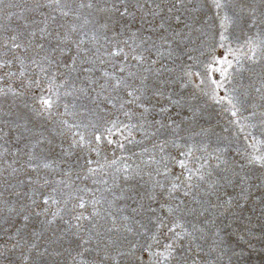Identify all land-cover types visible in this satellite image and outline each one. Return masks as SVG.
Instances as JSON below:
<instances>
[{
    "label": "rangeland",
    "instance_id": "rangeland-1",
    "mask_svg": "<svg viewBox=\"0 0 264 264\" xmlns=\"http://www.w3.org/2000/svg\"><path fill=\"white\" fill-rule=\"evenodd\" d=\"M68 2L78 4L88 0ZM92 2L110 4L115 0ZM127 2L135 16H113L105 32L112 37V29L118 32L124 25V36L115 39H127L133 32L137 34L133 46L143 52L148 62L136 66L137 62L129 57V64L133 65L130 70L148 76V89L144 94L146 106L150 107L147 120H160L163 128L146 123L134 106L131 107L137 114L130 121L119 110V102L116 109L104 114V120L98 121L87 114L83 106H92L81 96L79 89L85 86L86 75L96 79L100 73H84L82 69L89 65L80 59L72 65L74 46H71V52L65 50L63 54L59 49L52 51L59 43L56 34L62 35L65 31L60 25H83V31L90 35L97 27L95 21L107 14L98 16L94 10L85 8L78 11L77 20L74 15L62 17L53 9L34 7L36 3H47V0H2L0 3V61L14 56L31 58L37 52L38 60L47 55L55 63L43 61V64L49 75L55 73L53 93L59 92L58 99L49 93L45 74L29 59L25 60L24 77L19 76L20 65L15 61L10 68L0 67V77H3L0 79V89L3 90L0 92V253H3L0 264H22V254H29L32 244L37 247L31 250L29 264L33 261L36 264H81L82 261L84 264H99L101 260L104 264H111L110 259H104L105 251L109 256L115 254L113 247H104L109 236L120 241L124 250L129 247L128 242H150L148 237L155 231L150 221L156 216L168 217L166 209L160 208L165 201L161 193H166L169 181L182 171L169 156H177L179 150L189 145L194 146L192 156L178 157L185 159L188 168L195 171L204 164L205 169L212 172L209 182L224 175L233 181L227 184L221 180L214 189L201 184L199 190H192V195L184 197L180 191L175 193L177 200L169 202L175 206L178 200H183L182 207L196 210L182 221L189 231L193 224L205 230L204 238L197 241L204 252L196 259L200 264H203L201 257L210 264H264V167L248 163L250 155L264 157V0H224L227 7L220 10L219 15L211 6V0H180L178 9L173 8L171 12L169 7L177 4V0ZM154 11H159L160 15L154 17L151 14ZM225 13L230 21H225L222 28ZM53 15L55 21L50 18ZM177 15L181 24L172 19ZM161 18L166 21L163 29L159 27ZM26 20L27 28L24 27ZM45 20L51 35L41 41L39 29L45 26ZM33 30L36 36L30 38L29 33ZM221 32L226 37L223 41L220 40ZM14 34L18 35V43L29 47L27 53L22 49L9 50L11 42L7 38ZM141 39L147 40V44H141ZM41 42L44 49H37L36 45ZM85 47L92 45L86 43ZM145 47L149 51H144ZM253 52L254 59H249ZM153 59L156 64L150 63ZM100 67L113 70L108 64ZM145 68L151 71L145 72ZM8 71L17 75L9 77L6 75ZM188 72L191 76L185 74ZM36 79L40 80L39 87L29 84V80ZM62 82L64 86L59 87ZM156 89L163 95H154ZM41 96L45 99L51 96L54 101L50 113L37 114L41 111ZM161 107L167 111L161 112ZM232 111H236L235 117ZM111 120L117 122L115 127L107 122ZM129 124L135 127L125 128ZM72 125L76 127L69 129ZM97 129L102 133L99 156L90 151L87 143L92 141L91 146L96 147L93 133ZM153 132L156 135H152ZM74 133L84 136L83 145L70 147L73 140L80 138ZM108 139L113 141L111 145L107 143ZM172 140L182 148L178 150L169 143L161 152L159 147H154L161 141ZM120 144L124 145L122 149ZM30 154L35 157L31 160L36 166L35 171L27 167ZM88 159L93 161L91 165L87 164ZM44 164L50 167L45 168ZM70 164L73 168L70 180L80 187L92 189L98 198L103 197L104 202L99 206L104 217L99 221L103 225L100 229L103 240L99 247L95 230L88 244L77 247L80 237L87 239L88 235L85 232L74 234L75 227L71 232L66 231L69 225L64 223L65 220L73 226L77 223L73 219L74 213L50 202L48 212L36 216L34 213L41 211L43 205L37 207L40 200L35 196L33 199H37V204L28 198L32 189L43 193H49L53 188L62 189L63 186L57 185L56 181L66 179L64 173ZM165 165L170 172H166ZM240 165L244 167L241 169ZM89 167L96 171L87 173ZM125 168L131 177L127 181L123 179ZM224 169L228 170L227 173ZM77 172L81 176L87 174L88 179H76ZM234 172L245 176V182L241 183ZM29 177L36 183L30 185ZM45 180L49 181L47 185ZM157 182L163 184L164 189L157 186ZM108 188L111 191H106ZM205 191H210L211 195L204 196ZM122 193L123 199L115 198ZM150 195H155L156 199L150 200ZM194 196L196 199L203 197L210 203L198 204ZM57 199L61 197L57 196ZM72 203L74 201L67 208H71ZM149 208L156 209V212H150ZM58 209L53 220L52 213ZM108 212L115 216V227L120 229L119 232L106 231L113 227L106 215ZM24 215H29V219L24 220ZM124 216L129 219L123 220ZM50 220L53 222L48 223ZM81 223L90 227L87 221ZM125 225L132 228L131 233L124 230ZM141 225L149 231L145 233ZM161 231L166 232V229ZM159 239L162 245L164 235ZM161 250L162 247L153 244V251ZM78 252L83 254L77 255ZM136 255H142L147 264V253L137 249ZM118 259L120 264H129L134 257Z\"/></svg>",
    "mask_w": 264,
    "mask_h": 264
},
{
    "label": "snow or ice",
    "instance_id": "snow-or-ice-1",
    "mask_svg": "<svg viewBox=\"0 0 264 264\" xmlns=\"http://www.w3.org/2000/svg\"><path fill=\"white\" fill-rule=\"evenodd\" d=\"M0 3H2V0H0ZM180 3V0H177V4L172 5L169 7V12L173 10V8L178 9V5ZM211 6L216 9V14H220V10L227 7V4L224 2V0H211ZM36 9L39 8H50L54 11H58L62 17H68L70 15L76 16V19H79L78 11L80 9H89L94 10L95 13L100 16V14H107L105 16H100V19L96 20L95 23L97 25L96 29L92 31V33L89 35L88 33L83 31V25H77L75 23L65 27V25H60L61 28H65L64 33L61 35L60 33H57V39L59 43L52 49V51H56L57 49L60 50V52L63 54L65 50L71 52L72 47H75V54L71 57L72 65L76 64L77 59H80L83 64L89 65L88 67H84L82 70L84 73H95L99 72L100 75L98 78L93 79L91 76H85V86L79 89V92L81 93V96L87 100L88 104H90L92 107H88L87 105H84V111L99 120H104L105 116L104 114L109 112L111 109L117 108V102H119V110L123 112V115L126 116L130 121L133 119V117L137 114L136 111L133 110L131 106H134L135 109L139 110V117L143 119L146 123H155L159 125L161 128L164 127L163 123L160 120H155L152 122H149L147 120V115L150 112V107L146 106V102L144 99V94L148 89V76L143 74H138L137 72L131 71L130 69L133 67V65L129 64V57H131V60H134L137 62L136 66H140L144 64L145 62H148V58L144 56L143 52H138L137 47H134L135 41L137 39V34L135 32L131 33V35L127 39L118 40L115 39L116 36H124V25H121L120 31H115L113 28V36L109 37L105 30L109 29V20L112 19L113 16H118L120 18L124 17H134L135 13L130 11L131 5L127 2V0H115L113 3H93L92 0H88L87 3H78L73 4L68 2V0H47V3L41 4L36 3L34 5ZM138 7H143V5H138ZM157 8H159V5H157ZM154 17L159 16V11H154L151 13ZM52 21L56 20V16L50 17ZM175 20L177 24H181L182 21L180 19V16H175L172 18ZM225 21H230V17L225 13L221 20V27H224ZM264 22V20H262ZM166 21L161 18V22L159 24V27L163 29L165 27ZM45 26L43 28H40L39 31L41 33L40 40L44 41L47 39L48 36L51 35L50 32L47 31V20L44 22ZM24 27H28L27 20L25 21ZM166 30V29H165ZM36 31L33 30L29 33L30 38H35ZM75 37V38H74ZM150 40L151 37H148ZM161 39H165V37H161ZM226 39V37L223 35V32L220 34V40L223 41ZM8 41L11 42L10 49H22L23 52L27 53L29 50V47L27 45H23L21 43H18V35L14 34L7 38ZM129 40L132 41V43H129ZM89 43L92 45V47H85V44ZM141 44H147V40L141 39ZM63 45V47L61 46ZM223 46V45H221ZM5 47L8 48V43L6 42ZM45 45L43 42L38 43L36 45L37 49H44ZM144 51H149L147 47H145ZM157 55L159 53L157 52ZM39 56V53L37 52L33 57H25V56H14L13 59L3 60L0 61V67H11L13 64V61L17 62L20 65L19 69V76L24 77L25 76V60L29 59V62L36 65L42 73L45 74L46 79L48 80V91L49 93H52L53 95H56L57 99L59 98V92L58 90L53 93V87H55V73L49 75L48 74V68L44 66L43 61H48L49 64L55 63V61H52L49 59L47 55L42 57L41 59H37L36 57ZM255 52H253V56L249 57V59H254ZM151 64H156V60H151ZM111 65L112 71L107 70L106 68H102L100 66L102 65ZM65 67H68L67 64H65ZM145 72L151 71L148 68L144 69ZM188 76H191V73H185ZM7 76L12 77L16 76L17 73L13 71H8L6 73ZM0 79H3V77H0ZM102 81V82H101ZM29 84H35L37 87L40 86V80H29ZM64 83L62 82L59 87H63ZM3 90L0 89V92ZM259 92L260 89H257ZM94 93V95H93ZM154 95H163V93L156 89L154 92ZM262 99H264V96H262ZM54 101L51 99V96L47 99H45L43 96L40 97V105H41V111L37 114H43V112H49L51 111L53 107ZM231 100H229V104H231ZM127 106V107H126ZM234 107V106H233ZM161 112L167 111L166 108L161 107ZM232 116H236V111L231 112ZM108 123H111L113 127L116 126V121L111 120L107 121ZM72 127H76L75 125L69 126V129ZM135 127V125H125V128H132ZM107 131L110 133L111 129H107ZM159 131V129H157ZM74 135H79V140H73L70 147H74L77 145H83L84 144V136L79 133H74ZM152 135H156V132H153ZM253 139H255L253 137ZM93 140L95 141L96 147H92V141H88V146L90 147V151L95 152L97 156L100 155L99 152V145L102 141V133L99 132L97 129L93 133ZM107 143L111 145L113 143L112 140L108 139ZM171 144L172 147L176 149H181L182 146L178 144L175 140L172 141H161L159 145H154V147H159V150L161 152L165 151V147L168 144ZM119 147L122 149L124 147L123 144H120ZM194 150V146H184V150H179L177 152V156L172 157L169 156L170 159H173L176 161V163L179 165L180 169L182 171L178 175H174L172 179L169 181V187L167 188L166 193H161L165 196V201L160 204V208L166 209L168 213V217H161L156 216L154 220L150 221L154 224L155 231L148 237V240L150 242L146 243H140L139 240L136 243L128 242L129 247L124 250L122 247V244L120 241L113 239L111 236L108 237L107 243L104 245L105 248L111 246L115 249V254L109 256L108 252L105 251V257L104 259H110L111 264H120L119 257H129L134 259L129 260V264H145V261L143 260L142 255H136L137 249L140 250L141 253H147L149 260L147 264H200V261L196 259L197 256L201 252H204V248L200 243H197L198 240H201L204 238V228L198 227L196 224L192 225L191 231L188 230V228L185 227V224L182 222L183 218L188 215H192L196 210L195 209H186L185 207H182L184 205L183 200H178V202L173 206L170 201H176L177 197L175 193L182 191L184 197H188L192 195L193 189H200L201 184H207L208 189H214L217 184L222 180L227 184H232L233 181L229 179L227 175L220 176L217 180L209 182V178L212 176L211 171H207L205 169V165L202 164L199 168L193 169L188 168L185 159H179L178 157H190L192 156ZM35 159L34 156L30 154V160L27 164V167L31 169L32 171L36 170V166L31 163V160ZM217 159H220L217 157ZM87 164L91 165L93 161L91 159H88ZM223 163H227V161H221ZM112 163H115L113 161ZM249 164H259L261 167H264V157L261 156H255L250 155L248 158ZM45 168L50 167L49 164L43 165ZM219 166V165H218ZM244 166L240 165V168L242 169ZM166 172H170V169H167V165H165ZM16 169H13V172H15ZM96 170L89 167L87 169V173H94ZM125 175L123 179L125 181L129 180L131 177L128 173V169L125 168ZM225 173H227V169H224ZM73 168L70 164L68 166V170L64 173V176L66 179H61L56 181L57 185H62L63 188H53L51 192L49 193H43L39 192L37 189H32L30 194L28 195L29 200L33 204H37V199H33V197H37L40 200V204H37V207H40L42 204L43 207L41 208V211H36L34 214L36 216H40L42 214H46L48 212L49 204L51 202L52 205H62V208H66L68 212L74 213L73 219L77 221V223L73 226L69 224L67 220L64 221L65 224H68V228L66 231L71 232L72 228L75 227L76 233L78 234L80 232H85L88 235L87 239H84L83 237H80V244L77 245L78 248H83V245L88 244L90 240L92 239L93 230H95V236L97 239L98 247L103 240V233L100 231V229L103 227L99 223L100 220L104 219V217L101 216V210L99 206L104 202L103 197H97L96 193L88 188L80 187L75 184L74 181L70 180V177L72 175ZM160 174L159 172L157 173ZM234 176H239L241 183L245 182L246 177L240 175L238 172L233 173ZM183 177V179H182ZM76 179H88V175L84 174L81 176L79 172L76 173ZM21 184L24 183V181H20ZM28 183L30 185L35 184L36 181L32 180L31 177L28 178ZM49 181L45 180L44 184L47 185ZM105 183H107L105 181ZM116 186H119L118 184ZM157 186H159L161 189H164L163 184H159L157 182ZM63 189H68L67 192H65ZM106 191H111V188L106 189ZM154 191V189H153ZM115 195V194H113ZM211 195L210 191H205L204 196ZM57 196L61 197V199H57ZM86 196H90V199H86ZM116 199H123V193L119 197H115ZM150 200H155V195H150L148 197ZM194 200H196V203L198 204H205L210 203V201L204 199L201 197V199H196V197H193ZM74 201L72 203L71 208H67V205ZM140 207H143V205H140ZM77 209L79 211H77ZM90 209V211H89ZM150 212L155 213L156 209L149 208ZM135 211V209H133ZM59 209L57 212L52 213L53 220H55L56 216L58 215ZM87 213V214H86ZM106 215L111 219L113 227H109L106 229L108 233H112L113 231L119 232L120 229L115 227L116 225V218L113 216L111 212L106 213ZM200 215H203V213H200ZM24 220L29 219V215H24ZM123 220L127 221L129 217L124 216L122 217ZM53 220L48 221V223H52ZM167 220V223H166ZM82 221H87L90 227L86 228ZM139 223V221H137ZM142 228H144L143 225H141ZM162 229H166V232L162 233ZM179 229V230H178ZM124 230L131 233L132 228L125 225ZM145 233H147L149 230L147 228H144ZM170 233L171 235H168ZM199 233V235H198ZM160 235H164L165 242L161 245V241L159 239ZM127 239L126 237L124 238ZM187 241V243H185ZM153 244H155L158 248L162 247L161 251H153ZM15 247V245H13ZM37 246L35 244L30 245L29 247V254H22L23 255V261L22 264H29L30 260V253L32 249H35ZM85 251L87 249H84ZM193 252H195V255H193ZM59 254V253H58ZM82 252H78L77 255H82ZM0 255H3V253H0ZM201 260H203V264H210L207 260H204L203 257H201ZM32 264H36L35 261L32 262ZM81 264H84L82 261ZM99 264H104V261L101 260Z\"/></svg>",
    "mask_w": 264,
    "mask_h": 264
}]
</instances>
